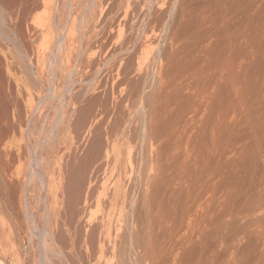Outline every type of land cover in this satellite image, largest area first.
Here are the masks:
<instances>
[{
	"label": "bare ground",
	"instance_id": "obj_1",
	"mask_svg": "<svg viewBox=\"0 0 264 264\" xmlns=\"http://www.w3.org/2000/svg\"><path fill=\"white\" fill-rule=\"evenodd\" d=\"M0 264H264V0H0Z\"/></svg>",
	"mask_w": 264,
	"mask_h": 264
},
{
	"label": "rangeland",
	"instance_id": "obj_2",
	"mask_svg": "<svg viewBox=\"0 0 264 264\" xmlns=\"http://www.w3.org/2000/svg\"><path fill=\"white\" fill-rule=\"evenodd\" d=\"M37 254V252H35Z\"/></svg>",
	"mask_w": 264,
	"mask_h": 264
}]
</instances>
